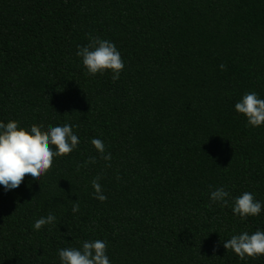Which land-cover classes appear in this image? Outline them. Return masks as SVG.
<instances>
[{"label":"trees","instance_id":"16d2710c","mask_svg":"<svg viewBox=\"0 0 264 264\" xmlns=\"http://www.w3.org/2000/svg\"><path fill=\"white\" fill-rule=\"evenodd\" d=\"M89 35L115 43L118 80L87 74ZM253 91L264 99V0H0V122L79 138L40 181L0 185V264H61L59 249L97 239L110 264H264L223 246L264 231V125L235 109ZM221 187L227 206L210 200ZM245 191L262 210L242 220Z\"/></svg>","mask_w":264,"mask_h":264},{"label":"clouds","instance_id":"9594fccd","mask_svg":"<svg viewBox=\"0 0 264 264\" xmlns=\"http://www.w3.org/2000/svg\"><path fill=\"white\" fill-rule=\"evenodd\" d=\"M76 56L80 57L87 74L95 76L105 71L113 73L112 80L119 79L124 69V62L115 43L100 37L89 35V43L77 45ZM221 70L225 65L219 66ZM238 113L247 118L248 125L259 127L264 125V99L259 98L256 92H246L242 99L235 104ZM73 125L57 124L42 130V125L32 124L30 130L19 126L16 120L7 123L0 122V185L5 190L18 188L26 177L40 181L53 166L55 157L70 154L79 144V138L73 132ZM75 127H78L75 126ZM92 145L100 153L101 159L111 160V153L105 154V145L101 139L93 138ZM96 157H89L83 165L95 163ZM107 164L106 167H110ZM101 179L97 175L92 180L95 189L94 197L104 202L107 197L103 194L102 186L98 182ZM117 179H120L119 175ZM230 193L223 187L217 188L210 193L213 203L221 202L224 206L229 203ZM262 204L256 200L250 192H243L233 198V213L242 220L249 216H258L261 213ZM79 211V203L72 206V212ZM56 217L49 213L47 217L37 219L33 225L35 230H40L46 224H53ZM223 246L233 251L240 259L245 257L257 258L264 255V231L257 230L252 234L247 231L231 236ZM107 242L102 240L84 241L82 248H63L58 250L61 264H110L106 255Z\"/></svg>","mask_w":264,"mask_h":264}]
</instances>
